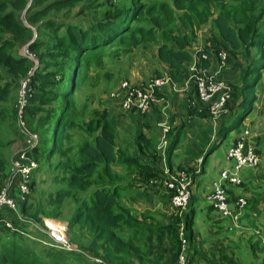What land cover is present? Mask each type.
<instances>
[{"label": "trees", "instance_id": "trees-1", "mask_svg": "<svg viewBox=\"0 0 264 264\" xmlns=\"http://www.w3.org/2000/svg\"><path fill=\"white\" fill-rule=\"evenodd\" d=\"M262 22L264 8L254 0H0V121L5 124L8 119L10 126L18 124V97L13 108L6 103L14 97L13 91L29 79L23 116L38 136V143L27 150V157L38 164L30 189L33 194L37 190L39 174L51 176L57 186L44 205L30 200L31 193L19 199L23 215L38 222L44 216L61 220L65 203L72 202L74 211L68 226L74 235L77 229V235L71 240L89 255L113 264H128L136 248L124 234L132 228L140 229L137 234L144 230L136 227L130 210L121 202L130 184L124 183L125 176L116 168L125 165L150 170L145 173L147 178L157 174L117 148L109 110L93 108L97 93L88 91L98 90L102 80L115 79L116 73L110 67L151 47H157L156 56L167 66L173 82L183 85L187 76L184 67L198 57L189 48L196 31L209 26L211 34L205 41L209 59L201 58L198 67L216 64L218 80L224 81L223 68L224 72L228 70L229 79L231 69L235 72L239 68L236 61L240 57L250 66L242 88L249 92L247 109L228 128L238 129L258 100L256 88L264 68ZM24 48L33 58L20 53ZM222 53L226 55L224 65ZM162 76L157 73L152 79ZM192 93L208 112L195 86ZM83 96L86 99L81 102ZM1 138L2 134L0 152L14 143L6 144ZM140 141L146 140L141 136ZM178 143L179 136H173L170 153ZM142 146L140 155L146 153ZM153 149L149 144L147 151L152 153ZM8 165L0 158V192L9 176ZM226 191L231 204V195ZM12 194L19 197L16 186ZM169 198L171 201L170 194ZM194 214L192 196L185 215L189 246ZM0 232L11 238L0 264H94L80 253L45 246L47 237L40 232L32 231L33 238L3 226ZM180 250L179 240L176 264ZM190 252L189 264H193L191 246Z\"/></svg>", "mask_w": 264, "mask_h": 264}, {"label": "crops", "instance_id": "crops-1", "mask_svg": "<svg viewBox=\"0 0 264 264\" xmlns=\"http://www.w3.org/2000/svg\"><path fill=\"white\" fill-rule=\"evenodd\" d=\"M202 43L205 44L204 38ZM197 61L196 58L193 63ZM217 68L214 63L210 65L213 75L218 76ZM144 79L140 75L128 77L136 84H143L146 82ZM159 92V102L144 116L123 110L120 103L111 97L107 101L109 121L116 131L117 148L130 159L140 160L142 166L153 169L157 174L147 178L145 173L150 170L125 165L116 168L125 176L124 183L130 184L129 189L123 191L121 202L130 210L136 227L142 226L144 230V233L137 234L140 229L132 228L124 234L126 240L134 241L136 248L131 251L134 256L128 264H176L186 213L180 214L172 205L164 183L167 175L182 169L190 171L192 176L195 214L190 246L193 264H264V107L259 106V102L264 106L263 99L256 101L240 128L229 130L234 123V114L229 109L220 120L214 121L205 107L198 104L192 90H174L173 85H168ZM258 107L262 110H257ZM235 130L224 155H219L218 147ZM175 135L179 136V143L170 153V141ZM141 136L146 141H140ZM242 137L255 146L260 164L239 173L242 179L240 185L225 184L232 198L233 211H238L236 203L239 198L247 202L246 208L240 210L239 217L235 219L221 215L206 197L213 191L223 171H233L234 164L226 160V154ZM164 138L167 139L165 147L161 146ZM149 144L154 147L152 153L147 151ZM141 145L146 152L143 155L139 154ZM213 147L215 149L209 154ZM210 160L212 175L208 177L206 166ZM13 196L21 206V198L17 194ZM9 214L11 220H17L16 215ZM23 230L32 237L31 230L24 227ZM185 237L188 241L186 232ZM190 246L188 241V258Z\"/></svg>", "mask_w": 264, "mask_h": 264}, {"label": "built area", "instance_id": "built-area-1", "mask_svg": "<svg viewBox=\"0 0 264 264\" xmlns=\"http://www.w3.org/2000/svg\"><path fill=\"white\" fill-rule=\"evenodd\" d=\"M26 53L28 51L24 48ZM28 56H30L28 54ZM222 64L226 62V55L221 54ZM33 58V56H30ZM208 60L207 54H202L200 59ZM196 67L194 73L185 80L182 86H177L168 76H162L149 81L147 84L136 85L129 80L122 81L119 86L110 92V97L117 100L122 109L131 112L135 111L140 114L150 112L153 107L159 102L156 96V91L168 85H173L174 90L183 89V91H191L195 86L197 95L201 103L208 107V112L214 121L220 120L227 111V104L232 98L231 88L225 82L218 80L217 75L211 73L208 67ZM33 73H31L32 75ZM27 79L22 87L23 104L20 103L18 112V125L23 129L26 135L27 142L25 145L16 148L15 157L9 168V176L6 179V184L0 192V226L7 230L18 233L20 236L31 237L29 233L23 230V227L31 231H37L47 237L43 244L47 247H52L58 250L68 252H77L85 256L94 264H113L104 261L101 258L87 254L75 244L66 227L59 221L53 218L43 217L41 222L34 221L26 216L20 210L17 199L12 194V189L16 186V191L19 197L24 200L30 195V184L32 182L33 172L38 168V164L27 157V150L38 143V136L27 129V124L23 116V110L26 105L27 94ZM167 145V139L164 138L161 146ZM226 160L234 164L233 171L225 170L221 173L220 179L215 183L213 191L207 195L206 199L213 204L217 211L225 217H234L237 219L240 215V210L246 208L247 202L244 198H239L237 201L238 211H233L225 189L226 183L240 185L242 179L239 173L245 168H255L260 164V156L257 153L255 146L249 144L243 137L233 144L227 151ZM165 186L168 193L171 195L172 205L180 212L187 213L191 197H192V176L189 172L182 170L175 174L167 175ZM17 216L18 224L11 220L10 214ZM5 214V216H4ZM181 232V250L178 255L177 264H189L188 258V241L185 237L186 227L182 224Z\"/></svg>", "mask_w": 264, "mask_h": 264}, {"label": "rangeland", "instance_id": "rangeland-1", "mask_svg": "<svg viewBox=\"0 0 264 264\" xmlns=\"http://www.w3.org/2000/svg\"><path fill=\"white\" fill-rule=\"evenodd\" d=\"M254 1L258 4V7L264 8V0H254ZM262 26L264 27L263 22H262ZM210 34L211 31L209 29V26H205L200 31L198 30L196 31V38L189 47L191 48L190 50L194 55L198 54V57H200L202 54L206 52L207 49L206 46H208V44L206 43L203 44L202 38H204L206 41V39L210 36ZM20 53L21 54L23 53L25 55L26 53L25 49H21ZM156 53H157V47H151L146 51H139L138 53H135L132 57H125L124 59H122L121 62H119L113 67H110L109 69L114 70L116 73L115 79L112 82H105L104 80H102L98 90L88 91V93L91 92H94V94L97 93V95L94 96L93 98V103H91L92 107L96 108V110H103V108H106L107 101L110 98V92L113 89H115L116 84L118 82L128 80L129 76H131L132 78L133 77L136 78V76L139 77L140 75L142 79L145 78L144 80L146 82H144L143 84L149 83V81L153 77H155L157 73L162 74L163 76H168L172 79L170 72L166 69L165 65L160 63V61L156 56ZM236 65H238L239 68L235 69V72L232 71V69L230 68L231 73L229 74V79L226 78V72H228V70L224 72L226 67L223 68L221 75V77H223V80L226 81L231 88L232 98L229 103L230 105L229 110L232 112V114H234V121L235 119L241 117L243 112L247 109V105H248L247 102L249 97V92L248 91L243 92L242 88L244 86V83L246 82V79H244L243 77L246 74V72L250 69V66H248V63H246L241 57L236 61ZM195 67L196 65L194 63L188 64L184 67V73L187 75L186 80L194 73ZM207 67H209V65H207ZM249 74H252V72H250ZM29 76H31V73ZM131 83L136 84L133 82ZM143 84L138 83L136 85H143ZM23 86H24V82L22 83L21 88L19 90L16 89L13 91L12 96L14 97L9 102L6 103L7 107L13 108L17 97L19 103L23 104V92H22ZM256 94L258 99L261 100L263 99L264 101V68L262 69V79L260 80L256 88ZM85 99L86 98L84 96L81 97V102L85 101ZM259 106L264 107L261 102H259ZM261 107H258L257 110L258 109L260 110ZM25 121L27 123L26 119ZM0 122L3 131L0 132V135L2 134L1 139L3 140V142L7 144L10 141H14L13 144H11L10 146H5L0 152V158H2L4 161H7V163L9 164L8 166H11V163L17 152L16 151L17 145L21 147L25 145L27 142V138L26 135L24 134L23 129H21L17 123L14 126L13 125L10 126L8 119L6 120L5 124H3V122L5 121H0ZM27 129L28 131L29 130L32 131L29 125H27ZM236 131L237 130L229 134L224 139L223 143L218 147L219 155H224V152L229 146L230 138ZM211 165L212 162L210 160L208 161V164L206 166V171H207L206 174L208 177L212 175V172L210 171ZM37 181H38L37 190L35 191L34 194L31 192V195L29 197L31 198L30 200H34V202H36L37 205H42V204L44 205L47 203L49 196L56 192L57 186H55L53 179L49 175L39 174L37 176ZM73 208H74V204L72 202H66L62 211V219L57 220L66 227L67 233L69 234L70 237L72 236V238L77 235L76 234L77 229L73 230L75 233L74 235L69 231V226H68V220L71 218L72 213L74 211ZM6 242H11L10 236L6 235V232L5 233L0 232V261L5 260L6 257L4 256L5 255L4 247H6L5 245Z\"/></svg>", "mask_w": 264, "mask_h": 264}]
</instances>
